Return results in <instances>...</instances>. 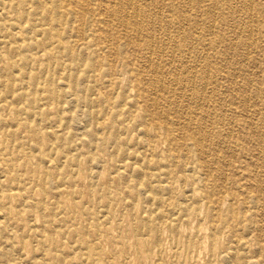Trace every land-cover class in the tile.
Here are the masks:
<instances>
[{
  "label": "rangeland",
  "instance_id": "obj_1",
  "mask_svg": "<svg viewBox=\"0 0 264 264\" xmlns=\"http://www.w3.org/2000/svg\"><path fill=\"white\" fill-rule=\"evenodd\" d=\"M38 1L0 0V264H264V0Z\"/></svg>",
  "mask_w": 264,
  "mask_h": 264
},
{
  "label": "bare ground",
  "instance_id": "obj_2",
  "mask_svg": "<svg viewBox=\"0 0 264 264\" xmlns=\"http://www.w3.org/2000/svg\"><path fill=\"white\" fill-rule=\"evenodd\" d=\"M38 1V0H37ZM130 1V0H129ZM47 2L48 3H50V2H52V0H47ZM47 2H44V1H42V0H40V1H38L37 3H35L34 5V10H33V14L34 15H38L39 14V11H40V9H42L43 7H45V6H47ZM127 2V1H126ZM60 3H59V1H57V0H54L53 1V7L54 8H57L58 7V5H59ZM132 4V3H131ZM251 4V3H250ZM249 5V4H248ZM20 6L21 7H23L24 8V6L23 5H21L20 4ZM127 6H128V4H127ZM250 6V5H249ZM9 7H11V5L9 6ZM234 7V6H233ZM129 8H130V6H129ZM137 8V7H136ZM250 8V7H249ZM6 9V5L5 6H3L2 7V9H0V11H4ZM127 11V10H126ZM1 14V13H0ZM136 16V15H135ZM135 18V17H134ZM44 20H46V21H51V19L49 18V17H45L44 18ZM27 21V20H26ZM125 22V21H124ZM40 24H41V22H40ZM142 28V27H141ZM46 29V28H45ZM49 29V28H48ZM16 31V30H15ZM41 31V30H40ZM157 32V31H156ZM150 34H151V32H150ZM46 35V34H45ZM40 36H41V34H40ZM61 36V35H60ZM152 36V35H151ZM43 37V36H42ZM138 37V36H137ZM153 37V36H152ZM150 38V37H149ZM49 40V39H48ZM69 41V40H68ZM152 41V40H151ZM59 43V42H58ZM150 44H151V42H150ZM53 45V44H52ZM41 46H42V44H41ZM63 46V45H62ZM151 46V45H150ZM149 47V46H148ZM165 47V46H164ZM63 48V47H62ZM61 48V49H62ZM90 48V47H89ZM163 49V48H162ZM150 50V49H149ZM165 50V49H164ZM157 52V51H156ZM161 52V51H160ZM62 55V54H61ZM1 56V55H0ZM149 57V56H148ZM147 58V57H146ZM150 58V57H149ZM148 58V59H149ZM1 59V58H0ZM15 60V59H14ZM63 60V59H62ZM70 61H71V63H76L77 61H76V59H74V58H71L70 59ZM149 61V60H148ZM10 63V62H9ZM42 63V62H41ZM147 64H148V66H149V68L151 69V67H150V61H149V63L147 62ZM57 66H58V64H57ZM16 67V66H15ZM12 68V67H11ZM30 68V67H29ZM37 71V70H36ZM153 71L154 72H156V73H160L161 71H159V69L157 68V67H155L154 69H153ZM37 73V72H36ZM11 74H12V72H11ZM130 75V74H129ZM7 76V75H6ZM21 76H22V74H21ZM37 76V75H36ZM12 77V76H11ZM129 77V76H128ZM206 77V76H205ZM18 78V77H17ZM17 78H15V79H17ZM1 80V79H0ZM74 80V79H73ZM75 82V81H74ZM38 83V82H37ZM176 83V82H175ZM74 84V83H73ZM159 84V83H158ZM69 85V84H68ZM150 85V84H149ZM47 86H48V84H47ZM13 87V86H12ZM36 87H38V86H36ZM44 87H45V85H44ZM205 87V86H204ZM43 88V87H42ZM45 89V88H44ZM161 89V88H160ZM163 89V88H162ZM161 89V90H162ZM37 90V89H36ZM43 90V89H42ZM49 90V89H48ZM40 91V90H39ZM61 91H63V90H61ZM11 92H13V91H11ZM162 92V91H161ZM50 93V92H49ZM48 93V94H49ZM155 93V92H154ZM43 94H46V93H43ZM62 94V93H61ZM19 95V94H18ZM36 95V94H35ZM181 95V94H180ZM42 96V95H41ZM49 96V95H48ZM17 98V97H16ZM19 98V97H18ZM24 98V97H23ZM75 98V97H74ZM146 97L144 96V95H140L139 96V99L140 100H142V101H144V102H147V100L145 99ZM14 99V98H13ZM39 99V98H38ZM59 99V98H58ZM34 101V100H33ZM63 101V100H62ZM80 101V100H79ZM16 102V101H15ZM56 102V101H55ZM18 104H20V103H18ZM56 104V103H55ZM200 104V103H199ZM155 106H156V104H155ZM56 108V107H55ZM45 109V108H44ZM43 109V110H44ZM18 110V109H17ZM43 110L41 111V113L43 112ZM31 111H32V109H31ZM34 112V111H33ZM32 112V113H33ZM258 112V111H257ZM25 113V112H24ZM259 113V112H258ZM50 114H52V113H50ZM49 114V115H50ZM33 115V114H32ZM40 115V114H39ZM26 116V115H25ZM52 116V115H51ZM50 116V117H51ZM211 117V116H210ZM32 118V117H31ZM47 118V117H46ZM81 118V117H80ZM25 119V118H24ZM48 119V118H47ZM41 120V119H40ZM37 121H39V120H37ZM81 121V120H80ZM49 123V122H48ZM52 126V125H51ZM92 127V126H91ZM83 128V127H82ZM97 129V128H96ZM95 129V130H96ZM85 130V129H84ZM87 130V129H86ZM39 133V132H38ZM51 133V132H50ZM263 133V132H262ZM229 134V133H228ZM90 135V134H89ZM7 136V135H6ZM94 136V135H93ZM97 136V135H96ZM230 136V135H229ZM52 139V138H51ZM94 139V138H93ZM97 141V140H96ZM198 142V141H197ZM126 144V143H125ZM76 146H77V144H76ZM88 146V145H87ZM79 147V146H78ZM114 154V153H113ZM119 156H121V155H119ZM120 159H121V157H120ZM5 162V161H4ZM11 164V163H10ZM191 164V163H190ZM188 167V166H187ZM187 171V170H186ZM190 171H193L192 169L190 170ZM5 179V178H4ZM56 180V179H55ZM19 181V180H18ZM56 182V181H55ZM36 185V184H35ZM3 190H6V188L4 187V189ZM10 190H11V188H10ZM35 190V189H34ZM187 190V189H186ZM14 191V190H13ZM9 192V191H8ZM7 192V193H8ZM11 193V192H10ZM9 194V193H8ZM16 194V193H15ZM14 194V195H15ZM9 196V195H8ZM188 197H189V195H188ZM191 199H192V197H191ZM193 200H194V198H193ZM57 203V202H56ZM59 203V202H58ZM178 214V213H177ZM181 216V215H180ZM176 217H178V216H176ZM2 219V218H1ZM175 225V224H174ZM170 229V228H169ZM173 229V228H172ZM159 238V237H158ZM242 245V244H241ZM23 247V246H22ZM22 249V248H21ZM17 250V249H16ZM7 251V250H6ZM10 251V250H9ZM12 251H10V253H11ZM4 253V252H3ZM8 254V253H7ZM21 254V253H20ZM19 254V255H20ZM4 255H6V253L4 254ZM242 255V254H241ZM22 256V255H21ZM79 258V257H78ZM86 258V257H85ZM84 258V259H85ZM88 258V257H87ZM33 259V258H32ZM81 262V261H80ZM88 262V261H87ZM86 262V263H87ZM73 263V262H72ZM85 263V264H86ZM59 264V263H58ZM92 264V263H91ZM94 264V263H93Z\"/></svg>",
  "mask_w": 264,
  "mask_h": 264
}]
</instances>
